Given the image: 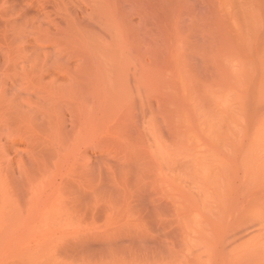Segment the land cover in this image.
I'll use <instances>...</instances> for the list:
<instances>
[{"label":"bare ground","instance_id":"obj_1","mask_svg":"<svg viewBox=\"0 0 264 264\" xmlns=\"http://www.w3.org/2000/svg\"><path fill=\"white\" fill-rule=\"evenodd\" d=\"M0 264H264V0H0Z\"/></svg>","mask_w":264,"mask_h":264}]
</instances>
